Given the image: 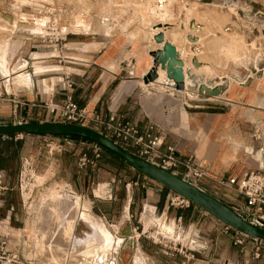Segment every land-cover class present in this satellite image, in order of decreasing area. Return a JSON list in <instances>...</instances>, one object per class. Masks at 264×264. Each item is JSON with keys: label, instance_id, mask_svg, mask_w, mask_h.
<instances>
[{"label": "crops", "instance_id": "0c3cea01", "mask_svg": "<svg viewBox=\"0 0 264 264\" xmlns=\"http://www.w3.org/2000/svg\"><path fill=\"white\" fill-rule=\"evenodd\" d=\"M197 1H214L225 12L210 14L203 25L192 24L197 29L184 35L180 60L182 69H188L190 74L188 81L214 85L218 89L215 96L190 87L175 90L170 85L173 82L165 77L147 82L152 66L150 55L160 47L151 39V33L145 35V29L109 34L101 26L90 31L86 24L82 32L88 34L70 36L66 45V54L79 62L64 66L62 72L53 66L45 67L39 62L43 50L30 34V9L20 6L19 1L0 0V18L13 26L9 33L0 31V43L12 42L8 48L0 44V54L2 50L6 52L0 55V121L53 123L55 119L45 105L51 102L63 106L69 97L85 113H95L103 119L121 117L141 134L152 126V136L163 140L162 153L172 147L180 160L191 157L201 161L207 177L199 184L200 189L226 205L227 201L242 208L244 199L223 183L248 171H264V0H243L246 11L239 13L234 11L237 0ZM259 10L263 11L260 15L256 13ZM238 21H242L240 27ZM237 37L244 41L247 54L249 50L256 54L245 58L242 49L238 58ZM255 41L252 50L250 46ZM13 102L18 103L17 107ZM12 143H20L21 149L14 160L9 159L0 168V211L5 212L3 222L7 227H16L19 221L11 199L17 193L22 196L17 188L19 179L35 165L43 177L49 174V179H66L77 191L88 193V187H96L90 192V208L122 240L115 256L117 264H264V245L255 259L251 240L237 245L238 233L225 231L224 225L193 205L171 206V192L128 166L120 172L109 170V156L99 147L100 157L94 159L98 146L91 141L23 135ZM69 148L77 152L70 155L69 151L67 155L64 150ZM126 150L135 153L130 146ZM82 155L93 164L79 168L77 159ZM182 172L179 168L175 174L179 177ZM55 197L78 200L77 206L71 203L74 211L80 207L78 196L52 193L45 201L40 223ZM21 203L20 210L26 216H21L20 226L25 227L29 212L26 203ZM105 206L114 209L107 211ZM81 215L83 235L70 241L84 244L88 213ZM172 226L176 238L164 239L161 231L172 230ZM150 232L158 238L147 249L145 240L149 239L145 234Z\"/></svg>", "mask_w": 264, "mask_h": 264}, {"label": "built area", "instance_id": "2783aa9c", "mask_svg": "<svg viewBox=\"0 0 264 264\" xmlns=\"http://www.w3.org/2000/svg\"><path fill=\"white\" fill-rule=\"evenodd\" d=\"M7 2L19 1L20 6L26 7L31 11V36L36 40L39 48L43 50V56L39 59L41 65L45 67L53 66L57 72H62L64 66L75 65L76 59L69 57L67 52V41L70 36L85 35L81 31H74L76 21L81 18L88 23V14L90 17L98 19L103 27H106L109 34H123L133 28L134 24L141 23L145 16L143 10L153 8L155 11H163L165 8L179 2L186 6L189 0H86L97 5L99 1L109 3L110 9L105 16L98 12L93 16L94 11L85 10L80 12L78 6L74 3L60 4L57 0H6ZM264 10V3L262 4ZM113 9V10H112ZM112 10V11H111ZM142 14H140V13ZM261 10L257 14H261ZM135 14V16H133ZM103 15V14H102ZM108 17L110 18L109 20ZM134 21V22H131ZM150 31V30H149ZM151 32V31H150ZM156 34L151 32V39ZM68 87H71L68 84ZM3 96L0 94V98ZM15 107L18 103L13 102ZM47 112L52 115L58 124L75 125L92 129L104 136L110 138L116 144L123 148L132 147L135 150L134 155L145 159L146 161L173 174L179 168L183 169L181 179L199 187L201 181L207 177L201 161L195 158H186L180 160L175 157L174 149L167 147L166 152L162 153L160 148L163 145L161 137L152 136V126H149L144 133H140L137 128L128 122H124L121 117L109 116L103 119L95 113H85L83 109L78 108L71 100L67 98L63 106H55L51 102L45 105ZM23 135H14L13 140H21ZM50 149V148H49ZM99 147L94 152V159L100 157ZM93 161L87 156L82 155L78 159V167L84 168ZM176 175V174H175ZM223 186L234 191L244 199L242 208L236 207L238 212L247 221L264 227V171H248L238 178H229ZM169 204L173 207L187 208L190 204L184 199L176 196L170 198ZM240 210H239V209ZM225 231L230 229L224 226ZM239 235L235 241L237 245H243L247 239L254 245L253 257L258 259L259 249L264 243L258 239ZM0 264H35L31 260L20 259L18 253L11 252L8 249V241L0 240ZM105 264H117L115 257L106 259Z\"/></svg>", "mask_w": 264, "mask_h": 264}, {"label": "rangeland", "instance_id": "374dc122", "mask_svg": "<svg viewBox=\"0 0 264 264\" xmlns=\"http://www.w3.org/2000/svg\"><path fill=\"white\" fill-rule=\"evenodd\" d=\"M57 1L60 2V4H69V3L71 4L72 3V0H57ZM82 3L87 4V1L82 0ZM97 3L98 4L95 5V4L88 1V4H87L88 5V11H90V12L94 11V12H92L93 16H96L95 12H98L101 16L104 12L105 13L108 12L109 9H107L106 5L104 3H102V1H99ZM202 4L203 3H200L197 0H189L187 3V6H188L187 8H189V9H186L185 6L179 4V2L173 3V5L164 9L167 12V18L164 19L163 21L172 24V26L174 27V30H172V32L173 33L176 32L177 34L176 33L175 34L178 35V36H176V40L179 42L178 44H180L179 47H180L181 52H182L181 43H183L185 41L184 35L187 34V32H191V31L187 30L189 22L192 24H195V26L197 27L198 24L199 25L205 24L208 20L207 18L210 17L211 15H213V13L225 12L224 8L221 6H217V3L214 1H209V2H205L203 5ZM77 5L80 6L81 3H78ZM234 8H235L234 11L236 13L246 11L245 3L243 0H237L236 4L234 5ZM147 11L148 12L143 10V12H142L143 15L145 16L144 18H142L143 21L141 23H136L133 26V28H135V29H145L146 30L145 31L146 36H148L149 33H151L149 31L150 26L155 24L158 21V19L155 18V15L152 14V11L150 10L149 7L147 8ZM84 12L87 13L86 10ZM142 13H140V14H142ZM133 16H135V14H133ZM180 19H182V22L179 21ZM131 22H134V21H131ZM240 22L242 24V21H238L237 27H240V25H239ZM98 26H100L98 19L90 17V14H88V29L90 31L95 30V29H97ZM12 27L13 26L12 25L10 26V24L6 18H4V19L0 18V31L9 33L12 30ZM196 27H194V28H196ZM82 31L80 33L85 34V35L88 34V33L82 32ZM146 36H141L140 39L144 40V39H146ZM177 38H180V39H177ZM241 39H242L241 37H237V39H236L237 40L238 58L242 54V49H244V53H245L244 57L245 58H246V55L248 56V54H249V56L251 54H253V56H254V54H256L255 51L249 50L248 54H247V51L244 48L245 43ZM8 43L12 44V42H10V41H4V42H1L0 44H1L2 48H8V46H9ZM255 45H256V41L254 43H252L250 46L252 48V50L255 49ZM181 52H180L179 60L182 59ZM3 53L6 54V52H4L2 50L1 54L3 55ZM180 62H181V60H180ZM3 63H4V61L1 60V64H3ZM34 66H38V65L34 64ZM170 85L173 86V84L171 82H170ZM201 86H203L202 93L208 94V92H206L207 87H211L212 85H208L207 83H205L204 85H201ZM190 89H193V88H190ZM9 124H11L9 121H0V125H9ZM74 146H75V144L73 143L72 147H74ZM37 150L38 149H34V152ZM69 151H71L70 155H74V153L77 152V150L75 151V148L73 150H71L70 148H69V150L68 149L64 150V152L67 155H69V153H68ZM73 151H75V152H73ZM34 161L36 162L35 159H34ZM111 171H115V170L112 168ZM49 178H50L49 174H47L44 177L42 176V174L40 175V173H38V171L36 170L35 165L32 169H30V168L26 169V171L22 175L21 180L19 179V184L17 185V188L19 191H21L22 196L21 197L18 196V193H17V195L15 194L11 198L13 200V202L16 204L15 215H16V218L19 219V221L15 222L17 224L16 227H7L6 224L3 222L5 212L0 211V240L5 239L6 241H8V249L11 252L18 253L20 259L31 260L35 264H105L106 259H110L111 257H115L116 254L118 253L119 248L121 247L122 240L120 239V237L115 235V233H114L115 229L113 227H110L104 221L100 220L98 217H96L97 215L95 216L94 215L95 213L94 212L92 213L91 208H90L91 207L90 199H91V195H92L91 191L95 190L96 187L93 186L92 189L90 187H88L89 190L87 193L86 191L85 192L83 190L77 191L73 187H70L68 185L66 179H63V178H60V179L51 178V179H49ZM120 186H122V184ZM118 188H119V186H118ZM52 193H59V194L68 193L70 196H78V198L80 200V207L78 209V212L80 214L84 213V212L91 214L99 222L102 223L100 225L101 226L103 225V227H104L103 231L106 232V236L109 238L107 243L105 245L103 244L104 245L103 246L97 242H94V241L92 242V240L90 241V239H88L90 237H87L89 235H84L82 237V242L84 244L73 243V242L69 241V244L67 245V247H64L63 243L62 244H59V243L56 244V240L48 242L47 241L48 237L43 233V228H42V224L45 221L42 217V221L40 223V215H41V212L45 209V206H46L45 201L51 196ZM58 198H60V197H55L54 199H52L48 203L47 208L50 206V204L54 203ZM62 198L64 200L66 199L64 197H62ZM21 201L26 203V208L28 209V212H29L28 213L29 223H28V226H25V227L20 226L21 216L22 215L26 216V213H23L20 210L21 206H22ZM224 201H226V200H224ZM121 203H123V199L121 200ZM226 203L230 208H232V209L235 208L231 204H229L227 201H226ZM104 209H106L107 211H109V210L111 211L114 208L109 207V206H105ZM46 210H45L44 214L46 213ZM44 214H43V216H44ZM241 216H243V215H241ZM73 223H74L75 229L78 228V226L80 225L79 219L75 220ZM160 226H162V225L160 224ZM166 226L168 228L171 227L170 225H167V224H166ZM172 228H173V226H172ZM162 229L164 230L163 226H162ZM157 232L159 233V235H161L159 228H158ZM161 233L163 234L161 236L164 239H167L168 237H175L176 236L174 233V228L172 230H170V229L165 230V232L161 231ZM145 236L148 237V239H149V240H145V241H147L146 248L149 249L150 246L148 244H150L151 241H157L158 236L153 234V232H150V234L147 233V234H145ZM75 237H77V234H74V238ZM179 238L180 237H178V239ZM135 262H137V260H135Z\"/></svg>", "mask_w": 264, "mask_h": 264}, {"label": "water", "instance_id": "95a60500", "mask_svg": "<svg viewBox=\"0 0 264 264\" xmlns=\"http://www.w3.org/2000/svg\"><path fill=\"white\" fill-rule=\"evenodd\" d=\"M154 42L162 47L151 53L152 66L148 72L146 81L155 82L158 79V68L166 72V78L173 82L175 90H185L182 63L178 61L176 48L168 42H164L162 34L154 37ZM177 64H176V63ZM218 89L209 91L214 95ZM36 135V136H63L79 137L91 141L122 159L125 164L138 175L165 188L172 194L184 199L218 223L228 227L240 235L255 238L264 243V227L251 223L244 219L238 212L230 208L216 197L208 194L197 186L181 179L175 174L166 171L143 158H140L110 138L92 129L58 123H27L0 126V136Z\"/></svg>", "mask_w": 264, "mask_h": 264}, {"label": "bare ground", "instance_id": "6f19581e", "mask_svg": "<svg viewBox=\"0 0 264 264\" xmlns=\"http://www.w3.org/2000/svg\"><path fill=\"white\" fill-rule=\"evenodd\" d=\"M72 3H74L76 5L78 3H81L80 6L77 5L79 10H80V12L82 10H86V12H88V5H87L88 2H87V4H84V3H82V0H72ZM102 3H104V2H102ZM104 4L106 5L107 9H110L111 5L109 3H104ZM187 7L188 6L186 5L185 8L189 9ZM150 10L152 11V14L155 15V18L158 19V21L155 24L150 26V31L153 34H156V35L162 34L164 42H168V43H170L172 46H174L176 48V53H177V57H178V60H179V56H180V52L181 51H180V47H179L180 44H178L179 42L176 40V36H178V35H176L177 34L176 32H175L176 34L172 32V30H174V27L172 26V24L163 21L164 19L167 18V12L165 10H163V11H155L153 8H150ZM105 15H106V13L104 12L102 16H105ZM109 19L110 18L108 17L107 20H109ZM86 24H88V23L83 21L81 18H79L76 21L75 30L74 31H78V30L82 31V29H84V26ZM100 26L102 28H106V27H103L102 25H100ZM193 28L194 27H193L192 23L189 22L187 30H189L191 32H195L194 31L195 29H193ZM177 39H180V38H177ZM157 47L161 48L162 45H157ZM187 70L188 69H186V68H184V70H183L184 83H185L186 88L187 87L196 88V89H198L199 91L202 92L203 91V86L200 85L201 83L199 85H197V84H195L196 82L195 83H193V82L191 83L190 81H188L189 79L187 78V75L189 73H187ZM157 73H158V79L157 80H162L164 77L166 79V72L165 71H162V70H160L158 68V72ZM214 87L215 86H213V85L211 87H207V91L206 92L213 91L215 89ZM70 199L71 198L69 197V200ZM69 200H68V198H66L64 200L62 197H60L54 203L50 204V206L46 210V213L43 216V219H44L45 222L42 224L43 233L48 237L47 241L51 242L53 240H56V244H58V243L62 244L63 243L64 247H67V245L69 244L70 239L74 238V234H77V237H75V238H80V236L83 235V232H84L83 224H82L84 218L82 217L81 214L78 213V211H74L73 210L74 207H72V206H75V205L77 206L76 203H78V200H74V201H76L74 205H73L74 201L70 202ZM71 203H72V206H71ZM78 219L80 221V225L78 226V228L75 229L73 222L75 220H78ZM86 220H87V217H86ZM86 220H84V222H86ZM100 224H102V223L99 222L94 216L88 214V235L89 236H87V237L91 236L90 238H88V239H90V241L94 240L95 242L99 243L100 245H103V244L105 245L109 238L106 236V232L103 231V229H104L103 225L101 226Z\"/></svg>", "mask_w": 264, "mask_h": 264}, {"label": "trees", "instance_id": "16d2710c", "mask_svg": "<svg viewBox=\"0 0 264 264\" xmlns=\"http://www.w3.org/2000/svg\"><path fill=\"white\" fill-rule=\"evenodd\" d=\"M58 138H69V139H74V140H83V141H88L86 139H82L79 137H63V136H54ZM14 136H7V137H1L0 136V168L5 167L6 163L9 161V159L12 161L14 160V157L16 156V153L18 150L21 149V144H14L12 143ZM100 147V146H98ZM107 155L109 156L108 159V166L112 169H114L117 172L124 171L127 168V165L125 162L120 159L118 156L113 154L112 152L100 147ZM9 156V158H4L5 156ZM108 167V168H109ZM109 168V170H111Z\"/></svg>", "mask_w": 264, "mask_h": 264}]
</instances>
